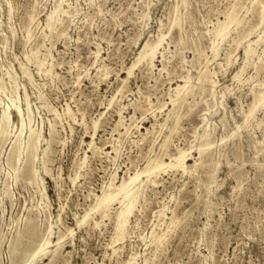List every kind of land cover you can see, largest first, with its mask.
<instances>
[{
	"label": "rangeland",
	"instance_id": "obj_1",
	"mask_svg": "<svg viewBox=\"0 0 264 264\" xmlns=\"http://www.w3.org/2000/svg\"><path fill=\"white\" fill-rule=\"evenodd\" d=\"M261 5L0 0V264H264ZM57 6L69 11L49 27ZM234 8L242 23L217 35ZM261 36L246 64L249 41ZM162 37L154 66L143 61L129 74L144 44ZM188 78L194 91L173 103ZM15 99L23 147L30 128L40 133L33 182L21 173L24 148L14 158L22 117L12 110L11 128L1 126ZM179 149L188 150V171L166 164L151 176L157 183L142 176L143 196L120 236L123 203L96 210L98 197ZM28 226L38 235L30 247L22 237L28 251L16 255Z\"/></svg>",
	"mask_w": 264,
	"mask_h": 264
},
{
	"label": "bare ground",
	"instance_id": "obj_2",
	"mask_svg": "<svg viewBox=\"0 0 264 264\" xmlns=\"http://www.w3.org/2000/svg\"><path fill=\"white\" fill-rule=\"evenodd\" d=\"M259 1L262 7V10L260 11V23L259 25L261 26L263 23H264V4H263V1L260 2V0H257ZM92 2V1H91ZM254 5V4H253ZM257 5V4H256ZM64 9V8H63ZM61 9V6H57L49 15H48V26L51 27L52 26V22L55 18V14L57 13H68V11L66 10H63ZM72 12V11H71ZM70 14V13H69ZM259 15V14H258ZM63 16V14H62ZM238 10L236 8H234L226 17L225 20H222L218 23L219 27H217V35H222L223 33H225L229 26H231V24L235 23L237 26L239 24L242 23V21L240 20V18L238 19ZM61 19L58 18V21H60ZM57 21V20H56ZM57 21V22H58ZM55 23V22H54ZM58 24V23H56ZM61 24V22H60ZM258 25V26H259ZM56 26V25H55ZM58 26V25H57ZM56 28V27H54ZM189 32V31H188ZM216 35V34H215ZM227 35V33H226ZM163 36V35H162ZM264 36V35H263ZM223 37V36H222ZM226 37V36H225ZM263 40V37H258V39H255L254 41H249V47L245 50V56H246V64H248L252 58H253V55L255 54V48L254 46H258L260 45V43L262 42ZM163 41V37L160 38L157 42L155 43H150V42H147L144 44V46L142 47V49L140 50V53L136 59V61H134V63L128 68V73L129 74H132L134 68L142 63L143 61H146L148 64H151L154 66V60L156 58V55H157V52H158V48L159 46L161 45ZM46 58V57H45ZM168 63V62H167ZM257 63V62H256ZM43 65V63H41ZM258 64V63H257ZM40 65V64H39ZM185 65V64H184ZM259 66V65H258ZM257 66V67H258ZM42 67V66H41ZM246 67V66H245ZM42 69V68H41ZM51 70V69H50ZM52 71V70H51ZM50 72V71H49ZM207 72V71H206ZM189 73V72H188ZM204 74V79L206 80V78L208 79V77L206 76V73L202 72ZM201 73V74H202ZM50 74V73H49ZM202 74V75H203ZM200 75V76H202ZM211 77V76H210ZM203 78V77H202ZM97 79V78H96ZM210 79V78H209ZM207 81V80H206ZM210 81V80H209ZM208 81V83H209ZM200 82H202V80L200 79ZM189 83H190V80L189 78L188 79H185V84H180L178 85V87L175 89V93H176V98L173 99V103H180L182 102L183 100H185L190 94H192V92L194 91L193 90V86L192 87H189ZM204 82H202L203 84ZM211 83V82H210ZM209 83V85H210ZM213 83V82H212ZM205 84V83H204ZM203 86V85H202ZM212 89V88H211ZM207 90V89H206ZM174 98V97H173ZM3 100V99H2ZM257 102H261V101H264V93L261 94V96L258 97V99H256ZM18 100L15 99L12 101V105H13V109H11V111H9V107L7 109L4 110V114H3V117H2V124L1 126L3 127V132L4 133H7L8 130H9V127H10V124H11V115H12V110H15L18 114V116L22 117V128L20 129V134L18 135L17 137V140H16V148H15V156L14 158L17 159V161L21 162V155H22V150H23V140H22V135L25 131V122H24V119H23V111L21 109V107L18 106ZM181 104V103H180ZM176 105V104H175ZM178 105V104H177ZM189 105V104H188ZM121 109V108H120ZM253 112H255V106L249 111V114H253ZM119 113H121L119 111ZM69 114V113H68ZM247 115V114H246ZM254 115V114H253ZM122 116V114H121ZM120 116V117H121ZM252 117V115H250ZM29 117V120H31V116L30 114L28 115ZM249 117V115H248ZM248 119V118H247ZM184 120V119H183ZM123 122V121H122ZM167 123V122H166ZM121 124V123H120ZM162 125V124H161ZM97 126V125H96ZM125 126V125H124ZM129 126V125H128ZM1 127V128H2ZM55 127V125H54ZM11 128V127H10ZM95 128V127H94ZM52 129V128H51ZM97 129V128H96ZM126 129V132H124L125 134H128L129 132V127H125ZM174 129V128H172ZM53 130V129H52ZM171 130V129H170ZM148 131V134L151 132L150 129L147 130ZM124 134V135H125ZM7 136V135H6ZM120 136H123V135H120ZM206 137L207 134H203L201 136V140H203L202 138H204L206 140ZM199 138V137H198ZM167 140V139H166ZM204 141V140H203ZM39 142H40V133L33 129V128H30L29 130V133H28V137H27V141H26V146L24 148V151L27 153L26 154V165L25 167L23 168V170L21 171L22 175L25 176V177H28L32 182L33 181H36L37 180V170L34 168L33 166V162H34V159L37 157V153H38V149H39ZM166 143V142H165ZM164 143V144H165ZM41 145V143H40ZM204 144H199V147H198V150H199V153H201L200 155H202V153H204L205 151V148L203 147ZM212 145V144H211ZM15 146V145H14ZM41 147V146H40ZM167 147V145H166ZM193 147V146H192ZM191 147V148H192ZM195 147V146H194ZM193 147V148H194ZM190 148V149H191ZM196 148V147H195ZM50 150V149H48ZM46 150V151H48ZM193 151V150H192ZM46 153V152H45ZM191 154V153H190ZM45 155V154H44ZM192 155V154H191ZM206 155V154H205ZM204 155V157H205ZM47 156V155H46ZM189 156V153H188V150L187 149H179L175 154H170L169 157H170V162L167 163L166 161H164L163 159H155V160H149V162L147 163V165L141 169V170H137L134 175H131L129 177V180L128 181H124L121 185H115V184H112L111 185V188L109 190H107L106 192L103 193V195L99 196L98 197V202H97V207H96V210H101V209H104L105 205L106 204H109V203H114V201H119L123 203V207L121 209V211L118 213L117 215V226H118V229H119V235L120 236H123L127 230V224L129 222V216L132 214L134 208L136 207V204L139 200V197L141 198L143 195H139L140 194V190H143V189H140L142 187V183L143 181L141 180V182L139 183L141 177L145 176L148 181L152 182V183H157V179L155 177H151L154 172H157V169H163L162 167L164 165H169V167H173V168H176L177 170L178 169H183L184 172H187L188 171V168L186 166V160ZM39 157V156H38ZM203 157V156H202ZM203 157V158H204ZM156 158V157H155ZM154 159V158H153ZM202 159V158H201ZM9 160V159H8ZM12 160V159H11ZM23 160V159H22ZM201 162L203 160H200ZM206 162V160H204ZM10 162V161H9ZM18 162V163H19ZM25 162V161H24ZM199 164V163H197ZM203 164V162H202ZM216 164H219V163H216ZM14 165V164H12ZM24 165V164H23ZM214 165V164H213ZM18 166V165H17ZM194 166V165H193ZM23 167V166H22ZM21 167V168H22ZM200 167V166H198ZM197 167V168H198ZM15 168V167H13ZM191 168V167H190ZM15 170V169H14ZM156 170V171H155ZM20 171V170H19ZM160 171V170H159ZM179 171V170H178ZM211 172V171H210ZM158 173V172H157ZM213 173V171H212ZM156 174V173H155ZM155 174L153 176H155ZM211 174V173H210ZM209 174V175H210ZM212 175V174H211ZM215 175V174H213ZM212 175V176H213ZM160 178V177H159ZM213 178V177H212ZM149 182V183H150ZM144 186V185H143ZM153 186V185H152ZM143 194V193H142ZM139 199V200H138ZM111 205V204H109ZM109 208V207H108ZM107 212V210H106ZM135 214V213H134ZM165 214V213H164ZM165 216V215H164ZM162 216V217H164ZM86 217H88V214L86 215ZM85 219V218H84ZM174 223V222H173ZM172 223V224H173ZM176 226V225H175ZM26 232H24V234L22 233L19 238L17 237L18 241L15 243V245L13 246V251L14 253L17 255L19 254L20 256H23L25 255V253H27L28 251V248H23L21 247V242L22 241L21 239H24L22 237H24L25 235L28 237L29 239V247L31 246V242L37 237L38 235V232H37V228L35 227H32V226H28V228H26ZM20 232V231H19ZM174 233V232H173ZM18 235V234H17ZM49 235V234H47ZM118 235V236H119ZM48 237V236H47ZM47 237L45 239H47ZM155 237V235H154ZM59 240L58 241H61L62 239V236L58 237ZM63 241V240H62ZM61 241V242H62ZM53 241L51 239H48L47 241L45 240V243L40 247V251H43L44 247L45 246H48L49 244H51ZM57 242V241H56ZM55 243V242H54ZM53 245V244H51ZM12 246V245H11ZM24 246V245H23ZM62 246V245H60ZM33 247V246H32ZM55 247V246H54ZM49 248H50V245H49ZM46 249V248H45ZM59 248H57L58 250ZM46 251V250H44ZM38 254V253H37ZM46 254V252L44 253ZM40 255V254H39ZM55 256V255H54ZM39 257V256H38ZM30 264V263H29Z\"/></svg>",
	"mask_w": 264,
	"mask_h": 264
}]
</instances>
